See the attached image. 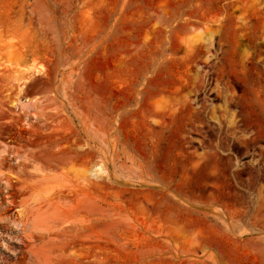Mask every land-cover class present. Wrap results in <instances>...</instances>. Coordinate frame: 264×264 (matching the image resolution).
Masks as SVG:
<instances>
[{
    "label": "rangeland",
    "instance_id": "obj_1",
    "mask_svg": "<svg viewBox=\"0 0 264 264\" xmlns=\"http://www.w3.org/2000/svg\"><path fill=\"white\" fill-rule=\"evenodd\" d=\"M0 264H264V0H0Z\"/></svg>",
    "mask_w": 264,
    "mask_h": 264
},
{
    "label": "bare ground",
    "instance_id": "obj_2",
    "mask_svg": "<svg viewBox=\"0 0 264 264\" xmlns=\"http://www.w3.org/2000/svg\"><path fill=\"white\" fill-rule=\"evenodd\" d=\"M210 46H211V44H210Z\"/></svg>",
    "mask_w": 264,
    "mask_h": 264
}]
</instances>
